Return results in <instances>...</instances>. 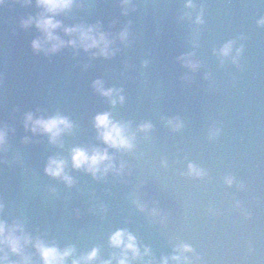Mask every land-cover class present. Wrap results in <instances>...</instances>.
I'll use <instances>...</instances> for the list:
<instances>
[{"label":"water","instance_id":"1","mask_svg":"<svg viewBox=\"0 0 264 264\" xmlns=\"http://www.w3.org/2000/svg\"><path fill=\"white\" fill-rule=\"evenodd\" d=\"M192 5L75 0L54 17L62 27L98 24L112 40L105 57L71 46L34 50L42 33L22 21L43 9L36 0H0V220L21 223L32 238L22 251L27 264H43L36 238L61 250L71 245L64 264L93 247L88 264H117L120 249L109 236L118 228L150 250L142 259L129 253V264H160L180 244L192 249L181 264H264V0ZM228 41L230 54L221 56ZM96 80L123 101L110 103L117 93L102 95ZM28 112L59 113L73 126L52 143L25 128ZM102 112L128 125L133 147H109L123 167L93 177L73 168L70 149L107 147L94 127ZM145 123L151 127L141 130ZM49 157L64 159L71 184L45 172Z\"/></svg>","mask_w":264,"mask_h":264},{"label":"clouds","instance_id":"2","mask_svg":"<svg viewBox=\"0 0 264 264\" xmlns=\"http://www.w3.org/2000/svg\"><path fill=\"white\" fill-rule=\"evenodd\" d=\"M126 3L127 0H124ZM75 3V0H36L38 7L43 11L33 17H28L22 21L24 26L34 23L35 27L42 33L32 41V48L36 51L56 52L65 46L83 49L85 52L90 49H97L92 55L110 56L112 51L109 45L112 40L104 31L100 30L99 25H73L63 26L60 20L54 17L67 10H70ZM192 0H186V7H192ZM47 13V14H46ZM197 22H200V17L197 16ZM62 28L63 33L68 36L67 40L63 39L56 33V29ZM120 38L125 39L126 30L120 32ZM232 47V41L226 42L219 50L221 56H228ZM239 53V49H237ZM190 67H195L191 61L187 62ZM94 88L104 96H111L115 91L117 93L116 99L110 101L115 104L117 100L123 101V96L119 95L118 89L103 87V82L96 80L93 82ZM94 127L97 130V138L103 142L107 147H93L91 151L83 147H73L70 149V158L73 168L81 169L89 172L96 177L97 173L103 175L109 170L119 173L123 167L114 165L113 156L108 152V148L115 149H131L133 147V134L128 131L126 123L117 122L111 119L109 112L98 113L94 116ZM171 123V121H169ZM24 126L32 133H44L48 135L49 142H56L61 133L72 128L71 121L56 113L50 116L33 115V113H25ZM141 130L151 127L150 124L145 123L138 126ZM6 132L0 128V146L5 143ZM65 161L62 158L49 157L45 166V172L53 177L62 178L67 184L72 183V178L64 172ZM190 173L200 175L201 171L194 168L193 165H188ZM227 183H231V178H226ZM142 207V206H141ZM156 210L154 209L153 212ZM17 233H20L17 235ZM32 238L29 237L23 229V225L19 222H13L11 225L5 221L0 220V264H18L16 261L8 259V253L4 251V246L16 254H21L22 260L27 264L29 257L23 256V246L28 244ZM33 246L38 251L43 264H64L65 259L73 255L75 249L69 245L63 250L58 249L54 244L49 245L43 240L36 238ZM109 243L111 246L120 249L119 256L115 257L117 264H129V253L131 259H142L143 256L150 255V250L147 246H143V252L140 251V246L137 244L136 237L126 229H116L109 236ZM191 246L188 244H180L170 256H161L160 264H168L169 260L175 261L176 264H181V261H187L188 258L183 256V252L191 251ZM98 249L93 247L86 254H81L74 258L71 264H88L97 257ZM101 264H112L111 258L102 261ZM145 264H152L151 260Z\"/></svg>","mask_w":264,"mask_h":264}]
</instances>
